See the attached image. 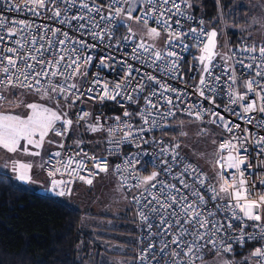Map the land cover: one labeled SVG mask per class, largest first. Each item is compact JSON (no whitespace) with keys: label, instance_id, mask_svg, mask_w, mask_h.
<instances>
[{"label":"snow or ice","instance_id":"6c2138e0","mask_svg":"<svg viewBox=\"0 0 264 264\" xmlns=\"http://www.w3.org/2000/svg\"><path fill=\"white\" fill-rule=\"evenodd\" d=\"M104 2L107 3V8L96 3L95 0H79V2L78 0H24L23 4L13 3V0H0V5H8L5 11L21 12L27 9L33 17L47 14V19L58 21L61 25H66L69 30L81 35H88L93 41H99L101 44L116 39L114 30L107 26L110 23H115L117 18L128 20L134 18L137 21L143 20L145 24L151 19L163 29L171 30L173 17H177L175 20L177 27H182L179 17L185 15L181 10V3H177L176 0H104ZM182 3H187V0H182ZM168 5H172V7H168ZM134 12H139V15L134 17ZM185 18L192 19L193 17L189 15ZM129 32H131L130 28ZM190 32L195 33L197 29L193 28ZM147 34L149 36L160 35L157 27L147 29ZM217 35L215 29L207 32L200 29V36H203L206 42L203 43L202 54L198 58L199 66L203 72L200 75L197 91L201 97L209 100V95H205V90H207L211 96L210 103L213 104L218 86L222 83L221 75H213V69L218 67L213 64V48L216 46ZM183 38L180 33H177L169 38L166 44L171 49L182 44ZM122 39L125 43L129 41L135 43L134 36H125ZM119 43L120 40H117V45ZM111 46L108 44V47ZM92 47L94 45L83 40L71 38L68 31L61 32L60 28L51 29L46 24L34 25L25 20L14 19L9 22L0 13V87L26 89L29 93L42 91L48 100L63 96L66 103L69 101L75 103L85 95L83 90L85 84L90 85L87 88L88 94L100 87L98 74L93 76L91 82L87 79L89 75L87 65L92 62L93 57L84 54ZM239 51L242 54L248 53L246 59L249 62L245 63L244 59H240L236 63L241 65L245 71L252 73V78L246 82L244 94L233 98L229 91L226 95L231 103L239 102L241 104L242 112L236 113V115L243 118L245 123L251 124L254 123L253 117L246 114L249 112L264 113V41H261V46L258 48V56L253 55L257 51L255 43L245 45ZM176 57L175 51L169 50L167 53H162L143 43L137 44L131 54L133 61L149 67H156L158 62H166ZM100 63L104 67L108 66L103 59ZM125 67L123 81L114 85L103 84L101 101L108 99L119 102L118 98L123 97L129 104L135 103L127 89L132 84V73L134 71L138 73L139 70L134 69L132 64L126 63ZM164 70L172 73L179 71V68L176 63L170 65L165 63ZM229 71V68L224 66L222 74H227ZM141 79L143 83L137 85L133 91L138 90L142 94L146 88L153 89L145 97V107L150 106L156 109V116L160 120H165L169 116L175 118L178 111H185L187 115L201 123L205 122V116H209L210 119L207 121L209 125L222 126L223 131L230 135L229 139L223 140L222 133L212 141L213 145H216L217 140H223L218 144L219 153L227 151V155L217 153L213 158V167L218 175L215 183L203 175L202 168L194 167L190 163L185 164L180 171L174 172V168H180V165L185 161V157H182L178 151L179 145L160 148L159 155L165 159L159 162V171H152L149 175L142 177L138 175L133 177L136 183L129 184L128 187H135L139 191L143 186L144 189L139 196L133 197V202L140 204L142 200H146L142 208L147 210V214L143 210L139 214L147 225L148 237L154 240H159L160 237L164 238L160 240L162 246L159 249L155 242L148 243L142 249V254L138 258L139 264H150L149 257L155 264H160L161 259L164 260V264H194L195 259L202 256V250L209 244L213 250L219 246L223 252L229 253L233 251V243L243 246L245 240L264 242V194L249 199V194L254 186L250 185L245 177V170L241 167L242 165L252 167L247 155H241L242 149L245 153L247 152L248 130L245 128L244 135L241 136L238 124L232 125L230 121L226 122L224 117L212 109L205 110L195 104L188 105L186 109L182 108L183 101L180 94L176 93V89L161 84L155 76L147 75L146 79L144 77ZM42 81L46 83H42ZM229 81L230 83L224 82L228 83L229 89L239 82L234 76H229ZM157 84L163 90L159 92L161 98H164L165 91L176 93L175 101L171 98H164L168 108L163 112L159 111V101L156 104L152 102V98L158 96V92L155 90ZM109 89H111V94H109ZM249 93H254L258 98L260 102L258 107L255 101L248 102ZM26 107L29 111L25 118H21L19 115H0V147L10 153L21 150V147L25 153H29L28 145L39 149L49 132H55L57 136L62 135V132L56 128L57 122H61L65 134L68 131V126L73 124V121L67 118L71 114V104H69L67 112L54 111L39 103H29ZM136 114L145 117L151 115L144 109ZM130 115L132 114L128 111L124 112L125 117ZM88 116L89 113L85 112L78 118L77 123ZM115 119L119 121L120 117ZM147 122L146 118L145 123ZM152 126H158L156 118H152ZM126 127L130 131L126 132L121 139L108 141L109 144L116 146L114 155L120 154L119 145L121 143L133 144L137 137H142L147 131L141 126L133 135L132 125L129 124ZM255 127L264 128V120L256 121ZM88 131L97 133L103 132L104 129L102 126L89 124ZM117 131L119 129L109 127L107 134L111 136ZM198 135L210 136L211 133L201 129ZM22 141L25 142L23 145ZM252 142L260 149L257 156L264 155V136H260ZM143 143L148 144L149 141L145 140ZM151 143L155 144L156 141L153 140ZM135 146L139 147V143H136ZM31 154L39 155V152ZM170 154L171 159L169 160L167 157ZM55 155L59 156L60 153L57 152ZM136 155V153H131L124 157L123 163L127 166L129 174L136 171L134 162L139 163L136 160ZM90 159L100 172L108 170L106 159L97 157ZM80 166L83 167V162L80 163ZM30 167L28 164H19L14 166L13 171L18 172L17 178L20 181H27L30 177L26 169ZM116 169L119 172L121 165L117 164ZM229 170H235L231 172L230 179L225 178L229 175ZM89 172L91 175V170ZM161 173L165 177H171L177 183H166L164 179H161ZM79 179L89 185L93 182L91 178L84 176H80ZM68 183L70 182L51 180L53 188ZM260 184L264 185V180H261ZM68 191L70 192L71 189L68 188ZM64 194V191L59 192L61 196ZM221 212L231 213V220L241 222L239 234L232 232L231 220L224 224L216 218ZM156 218H158V223L154 225L151 221ZM245 219L255 223L245 224ZM154 226L157 228L155 233L152 232ZM246 227H252L254 230L246 233ZM218 236L221 237L219 240H217ZM252 259L256 260L257 264H264V243H261L260 247L255 248L248 257H245V264ZM228 264H232V262H228Z\"/></svg>","mask_w":264,"mask_h":264},{"label":"built area","instance_id":"2783aa9c","mask_svg":"<svg viewBox=\"0 0 264 264\" xmlns=\"http://www.w3.org/2000/svg\"><path fill=\"white\" fill-rule=\"evenodd\" d=\"M23 4L24 0H13V3ZM79 2V0H78ZM96 3L101 4L104 8H107V3L104 0H95ZM177 3H181V10L184 12V16L179 17L181 21L182 27H177L175 20L177 17H173L171 30H165L162 26H158L155 24V21L149 19L147 24L143 20L137 21L134 18L132 20L128 19H119L117 18L115 23H110L107 27H110L114 30L116 39H112L110 41H106L104 44L99 43V41H93L88 35H81L79 33L73 32L67 28L66 25H61L58 21H53L47 19V14H41L40 16L33 17L27 9L21 12L16 11H5L8 8V5H0V13H2L7 20L10 22L12 20H25L26 22H31L36 25H48L49 28L55 29L60 28L61 32L68 31L69 36L73 39L83 40L90 45H94V47L90 48L84 55H91L93 60L90 64L87 65L88 70V81L91 82L93 76L99 75L100 77V87L93 91L92 93H87V88L90 86L89 84L84 85L85 95L79 101L75 102L74 114L72 117V121H78L80 116H83L85 112L89 113V116L84 120L79 121L78 129L79 133L77 135L76 140L73 145H67V141H63L59 143L55 148L51 149L43 161V169L44 171L51 177H61L65 181H69L70 183L65 185V194L70 195L73 189V186L77 182H81L87 184L85 181L79 179L80 176H84L86 178H91L94 182L100 175L101 172L98 168L94 167L93 161L90 159L91 157L104 158L108 163V169L112 172L114 177L120 182V184L130 192L131 200L133 202L134 196H139L143 192V186L139 189V191L135 188H129V184H135L136 180L133 179L134 176H146L149 175L152 171H159V162L165 157L159 155V150L161 147L168 146L169 148L177 146V143L172 141L168 136H166V128L172 126L173 122L180 117L193 118L185 111H178L175 118L169 116L165 120H160L159 117L156 116V109L149 107H145V97L148 96L149 92L153 89H145L143 93H139V91H133L136 89L137 85L142 84L143 80L141 77L146 79L147 75L155 76L157 80L166 86L176 89V93H179L181 99L183 101L182 108L186 109L188 105L195 104L201 106L203 109H212L215 112L219 113L220 116L224 117V120L230 121L232 125L240 126V135H244V129L248 130V143L246 144L247 152L241 150V155H247L248 160L252 164V167H248L247 165H242L241 167L245 170V177L249 181L250 185H253L251 193L249 194V199L257 198L259 195L264 194V185L260 184L261 180H264V155L257 156V153L260 151L259 148L253 143L255 139H258L260 136H264V128H256L255 122L258 120H264V113L258 112H249L248 116L253 117L254 123L248 124L245 123L243 118H240L236 115V113L242 112L241 104L231 103L228 100L226 95L227 92H231L233 98L237 95L244 94L246 92V82L252 78V73L247 72L243 69L241 65L236 63L240 59H244L245 63L249 61L246 59L248 53H241L239 49L243 48L242 46H231L229 49V53L227 57L223 60H213V64L218 65L213 69V75H221L222 83L218 86V91L215 95V103H210L211 96L205 90V95H209L210 99L205 100L203 97L199 95L197 88L199 86L200 75L203 70L199 66L200 61L196 58L195 50L201 48L203 43L206 42V39L203 36H200V29H204L206 32L208 31L204 20L199 17L192 15L187 10V4L182 3V0H176ZM142 7V5H140ZM62 7V6H61ZM168 7H172V5H168ZM134 17L139 15V12H134ZM192 16V19H186V16ZM75 23V22H74ZM133 23H138L142 25H146L149 27H157V30L161 31L164 34V46L162 50H159L158 47H155L152 44L141 41L133 32L132 25ZM129 28L131 32H129ZM197 29V32H190L191 29ZM7 31V29H5ZM177 33H180L183 36L182 44H178L173 48H169L165 42V40L175 36ZM188 33L187 35H184ZM51 35V32H49ZM125 36H134L135 43L131 41L125 43L122 39ZM199 37V39H197ZM18 38V37H17ZM117 40H120L119 45H117ZM7 41V38H6ZM143 43L149 48H153L156 51L167 53L169 50L175 51L177 53L176 58L169 59L166 62H158L156 67H149L147 65H142L137 61H133L131 59V54L133 49L137 44ZM108 44H111V47H108ZM7 46V44H6ZM253 55L258 56V48ZM101 59H103L107 67L101 65ZM225 61L227 62L225 64ZM259 62V61H258ZM83 63V62H82ZM132 64L134 69H138L137 73L134 71L132 73V84L127 89L128 92L133 96V100L135 103L129 104L128 101L120 97L118 101L105 99L103 101L100 100L101 89L103 88L104 83H109L110 85H114L115 83H119L123 81L125 78L126 67L125 64ZM172 64L176 63L178 65L179 71L169 73L164 70V64ZM195 65V66H194ZM226 66L229 68V72L227 74L223 73V67ZM206 75V74H205ZM229 76H234L239 82L232 86L231 89L228 87ZM175 77V78H173ZM70 83L73 81H69ZM42 83H46L43 82ZM5 87H0V101L3 99V90ZM255 87V86H254ZM155 90L158 92L157 97L152 98L153 104H156L159 101V111H166L168 105L164 102V98H171L173 101L176 100V93H168L164 92V98L159 96V92L163 91L160 88V85L157 84ZM35 92V91H33ZM109 94H111V89H109ZM249 103L255 101L256 106H259V100L255 97L254 93H249ZM73 98H75L73 96ZM85 101H91L92 103H109L111 107L114 109V117L110 120L106 119V128L103 139L100 143L96 144L94 147L92 145V140L88 137L87 131L85 129L84 123L89 120L92 116L91 110L83 105ZM227 106V107H225ZM141 109L144 111L150 112L151 115L148 117L137 115L136 113L140 112ZM128 111L132 115L125 117L124 112ZM102 117V116H101ZM99 118V120L101 119ZM120 117V120L117 121L115 118ZM147 118L148 122L145 123V119ZM152 118H156L158 121V126H152ZM210 119L209 116H205L204 120L208 121ZM132 125L131 132L135 135L137 129L143 126L147 131L144 132L142 137H137L136 141L133 144H129L127 142H123L119 145L120 154L114 155L116 146L113 144H109L108 141L110 139H121L126 132H129V128L126 125ZM216 129L220 130L224 133L223 140L229 139V135L227 132H224L222 126L212 125ZM109 127L117 128L119 131L112 133V135L107 134V130ZM70 126H68L69 130ZM149 141L148 144H144L143 141ZM156 141L155 144L151 143L152 141ZM223 140H219V142H223ZM139 143V147H136L135 144ZM219 144V143H218ZM63 145V147H61ZM111 149V151H109ZM178 151L182 157H185L184 164L180 165V168H174V172L180 171L181 168L185 166V164H192L194 167L198 166L202 168L200 165L191 160L184 151L178 148ZM219 151V149H218ZM59 152L60 155L56 156L55 153ZM136 153V160L139 163H135L136 171L129 174L127 170V166L123 163L124 157L126 154ZM221 155H226L227 151L220 153ZM131 158V157H129ZM169 160L171 159V154L167 157ZM83 162V167L80 166V163ZM120 164L121 169L118 172L116 169V165ZM203 169V168H202ZM89 170H91V175ZM235 170H229V175L225 178L230 179L231 172ZM75 172V174H73ZM53 173V175H50ZM203 175L208 177V179L215 183V181L205 172L203 169ZM161 179H164L166 183H177L173 181L171 177H165L163 173H161ZM218 187V185H217ZM68 188L71 191H68ZM155 194V193H153ZM146 203V200H142L140 204H134V214L135 221L137 224V232H136V240L134 243V255L131 264H139V256L142 254V249L146 247L148 243L155 242L157 244V248L161 247L160 240H163V237H160L159 240H154L153 238L148 237L147 234V225L142 221L140 217V211H144L147 214V210L142 208V205ZM242 215V214H241ZM222 223L227 224L231 220V213H219L216 217ZM154 225L158 223V218L153 219L151 221ZM233 224L232 232L239 234V230L241 227L240 221L231 220ZM245 224H252L255 222L247 221L245 219ZM254 229L252 227H246L245 232L250 233ZM152 232H157V228L154 226L152 228ZM221 237H217L219 240ZM257 243L258 246H261V241H247L245 240L244 245ZM243 245V246H244ZM238 247H241L238 243H233V251L229 253H233L234 250ZM256 247V248H257ZM203 254L200 258L195 259L194 264L201 259L205 258L211 253H225L218 246L217 249L213 250L211 245L205 246L202 250ZM227 254V253H226ZM150 264H155L154 261L149 257ZM160 264H164V260L161 259Z\"/></svg>","mask_w":264,"mask_h":264},{"label":"rangeland","instance_id":"374dc122","mask_svg":"<svg viewBox=\"0 0 264 264\" xmlns=\"http://www.w3.org/2000/svg\"><path fill=\"white\" fill-rule=\"evenodd\" d=\"M243 5L246 8L243 23L232 24L220 20L215 25L206 24L208 31L215 29L218 33L216 46L213 48L214 60L227 57L232 46L228 34L229 31L235 30L237 32V37L243 47L255 43L257 48H259L261 41H264V0H252L245 2ZM149 28L151 27L138 23H133L132 25L134 34L141 41L152 44L162 50L164 34L157 30L160 35L149 36L147 34V29ZM201 48L195 50L197 59L202 54ZM3 94V99L0 101V115H19L21 118H25L29 111L26 105L29 103H39L45 107L52 108L54 111L64 112L69 111V104H71V114L67 118L72 120L76 105L71 101L66 103L63 96L48 100L42 91L29 93L26 89L6 87L3 90ZM83 105L90 109L92 113L91 118L85 121L84 126L94 147L102 141L106 128L105 120L112 119L114 112L100 111L99 114L102 117L100 120H96L94 110L98 106L97 103L85 101ZM182 121L179 123L181 133L177 135L174 141L191 160L200 165L216 182L218 175L213 167V158L219 153V140H217L216 145H213L212 141L221 132L209 125L207 121L201 123L193 118H187ZM89 124L102 126L104 131L90 132L88 131ZM56 128L62 132V135L57 136L55 132H49L39 149L33 145H28L29 153H25L22 147L21 150L15 153H10L0 147V171L9 174L19 185L33 191L54 195L77 207L82 213V232L86 234L84 242L86 250L89 254H99L100 264H131L137 232L134 204L131 200L130 192L118 182L114 175L103 173L90 185L77 182V187L74 189L72 197H68L65 194L61 196L59 192H54L52 187L46 188L48 186L46 183L51 182L52 179L65 180L61 177L49 176L41 168L40 152L46 151L45 153H47L63 141H67V145H73L79 133L77 121L70 125L66 134L61 122H57ZM201 129L211 133V135H198ZM24 143L23 141L21 142L22 145ZM36 152H39V155L31 154ZM19 164L31 166L26 169L30 177L29 180L20 181L17 178L18 172L13 171V168ZM250 253V247L241 248L238 254L216 252L209 254L195 264H228V262L245 264V257H248ZM247 264H257V261L252 259Z\"/></svg>","mask_w":264,"mask_h":264},{"label":"trees","instance_id":"16d2710c","mask_svg":"<svg viewBox=\"0 0 264 264\" xmlns=\"http://www.w3.org/2000/svg\"><path fill=\"white\" fill-rule=\"evenodd\" d=\"M250 1L187 0L186 4L188 12L201 17L205 25H215L220 20L239 24L245 20L243 4ZM228 34L232 46H242L235 30ZM97 105L96 120L101 117L100 111L114 112L109 103ZM182 120L184 117L176 119L165 131L172 141L181 133ZM85 235L82 213L77 207L54 195L19 185L0 172V264H100L99 254L87 252ZM257 245L247 244L233 253L249 247L252 252Z\"/></svg>","mask_w":264,"mask_h":264},{"label":"crops","instance_id":"0c3cea01","mask_svg":"<svg viewBox=\"0 0 264 264\" xmlns=\"http://www.w3.org/2000/svg\"><path fill=\"white\" fill-rule=\"evenodd\" d=\"M46 152V151H45ZM45 152H43V151H41L40 152V156H39V160H40V166H41V168H43V161H44V158L46 157V155H47V153H45ZM41 158V159H40ZM44 170V169H43ZM1 172V171H0ZM4 173V172H3ZM103 173H107V174H112V172L108 169L107 171H105V172H101V175L103 174ZM7 174V173H6ZM9 175V174H8ZM100 175V176H101ZM113 175V174H112ZM10 176V175H9ZM11 177V176H10ZM12 179H13V177H11ZM14 180V179H13ZM46 185H48L46 188L48 189V188H50V187H52V189L54 190V192H60V191H64L65 189V185H58L56 188H53V186H52V184H51V182H47L46 183ZM87 185V184H86ZM77 187V184H75L74 186H73V189H72V192H71V194L70 195H66V196H68V197H72V195H73V191H74V189ZM74 206V205H73Z\"/></svg>","mask_w":264,"mask_h":264},{"label":"bare ground","instance_id":"6f19581e","mask_svg":"<svg viewBox=\"0 0 264 264\" xmlns=\"http://www.w3.org/2000/svg\"><path fill=\"white\" fill-rule=\"evenodd\" d=\"M220 60H223V59H220ZM167 129V128H166ZM218 143H219V141H218ZM245 246V245H244ZM227 254H229V253H227Z\"/></svg>","mask_w":264,"mask_h":264},{"label":"water","instance_id":"95a60500","mask_svg":"<svg viewBox=\"0 0 264 264\" xmlns=\"http://www.w3.org/2000/svg\"><path fill=\"white\" fill-rule=\"evenodd\" d=\"M167 41V39L165 40V42ZM74 99V98H73Z\"/></svg>","mask_w":264,"mask_h":264}]
</instances>
